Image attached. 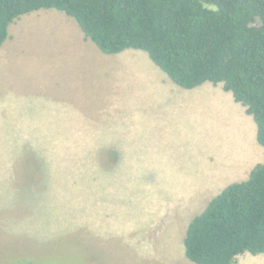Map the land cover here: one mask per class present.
<instances>
[{"label": "rangeland", "instance_id": "374dc122", "mask_svg": "<svg viewBox=\"0 0 264 264\" xmlns=\"http://www.w3.org/2000/svg\"><path fill=\"white\" fill-rule=\"evenodd\" d=\"M70 22L26 14L0 49V264H194L190 222L264 163L253 117L223 84L172 94L147 52L93 53Z\"/></svg>", "mask_w": 264, "mask_h": 264}, {"label": "trees", "instance_id": "16d2710c", "mask_svg": "<svg viewBox=\"0 0 264 264\" xmlns=\"http://www.w3.org/2000/svg\"><path fill=\"white\" fill-rule=\"evenodd\" d=\"M43 9L74 18L104 54L147 52L183 89L223 84L264 147V0H0V48L16 20ZM184 246L194 264L264 254V163L190 222Z\"/></svg>", "mask_w": 264, "mask_h": 264}, {"label": "crops", "instance_id": "0c3cea01", "mask_svg": "<svg viewBox=\"0 0 264 264\" xmlns=\"http://www.w3.org/2000/svg\"><path fill=\"white\" fill-rule=\"evenodd\" d=\"M37 13H39V12H37ZM45 17V16H47V14H42L41 15V17ZM52 16H54L55 18H58V19H63V16L60 14V13H57V12H55L54 14H52ZM69 22V21H68ZM76 23V22H75ZM70 26L72 27V30L74 31V32H76L77 34H79L80 36H81V42H84V43H86L84 46L85 47H87V48H89V49H92L93 50V53H94V46H92L90 43H93L92 41H90V40H87L86 39V37H85V34H84V32L82 31V29H81V27L78 25V26H76V24H74L73 22H70ZM83 37V38H82ZM83 43V44H84ZM88 44V45H87ZM93 45H95L94 43H93ZM3 47V46H2ZM1 47V48H2ZM95 47H97L96 45H95ZM0 48V49H1ZM98 51H101L99 48L97 49ZM102 52V51H101ZM125 52V51H124ZM100 53V52H99ZM103 53V52H102ZM123 53V52H122ZM104 54V53H103ZM121 54V53H120ZM105 55H107V54H105ZM115 55H117V54H115ZM131 56H135V55H131ZM156 65V64H155ZM154 66V65H153ZM157 66V65H156ZM158 67V66H157ZM154 68V69H152L156 74L158 73V77H159V79L162 81V82H167V81H169L168 80V76L166 75V74H163V72H160V71H162L159 67V69H160V71L158 70V68ZM170 79V78H169ZM173 82V81H172ZM168 83H170V81L168 82ZM174 83V82H173ZM209 83V82H208ZM175 84V83H174ZM218 85H220V84H218ZM178 86V85H177ZM170 87L172 88V94L173 93H175L176 91V93H178V94H182V96L183 97H188V98H194V99H197L198 100V102H200V101H204V98L205 97H207L208 95H212V92H213V90H214V87H216V85H214V84H207V83H205V84H203V85H201L200 87H197V88H195V89H192V90H187V89H184V90H186V92H179L178 90H176V86H174V85H170ZM180 88V87H179ZM2 96H4V98L2 99ZM234 103V105H235V109H237V111H238V113L239 114H241L240 113V110L238 109V106L237 105H240L239 103H237V102H233ZM9 105H10V102H9V98L7 97V95L3 92V90H0V114H4V115H8L9 114V112H10V110H9ZM50 111L51 112V109L50 108H46L45 109V111ZM82 130H83V132H82V137H86V135L88 136V134H86L85 133V131H92L89 127H85L84 126V128H82ZM186 130L188 131V133H189V128H188V126H186ZM93 132V131H92ZM85 142H84V139H83V144H84ZM263 154V152H262V150L260 151V155H262ZM207 160V162L209 163V164H212L213 162H210V160L209 159H206ZM258 164H262V163H257L256 165H253L254 167H253V169L258 165ZM253 169H251V171L253 170ZM250 171V172H251ZM236 173H239V175L237 176V177H235V178H233L234 180L232 181V182H230V184H232V183H236V182H242V180L243 179H241V178H244V175L246 176H248V173L249 172H247L246 171V168L245 167H243L242 169H240L238 172H236ZM238 178V179H237ZM249 178V177H248ZM247 178V179H248ZM241 179V180H240ZM246 179V180H247ZM246 180H243V181H246ZM229 181H227V183H225V185L221 188V189H219V191L217 190V191H213L214 193H213V195H212V199L209 201V203L217 196V195H219L227 186H229L230 184L228 183ZM215 192H217V193H215ZM217 194V195H216ZM208 203V204H209ZM264 255V254H263ZM253 256V255H252ZM259 256V255H258ZM257 257V256H256ZM239 260L240 259H238V261H237V263L236 264H239ZM255 259H253L252 258V261H254ZM251 261V260H250Z\"/></svg>", "mask_w": 264, "mask_h": 264}]
</instances>
